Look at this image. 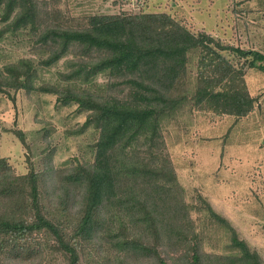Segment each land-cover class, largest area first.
Segmentation results:
<instances>
[{
  "label": "rangeland",
  "instance_id": "1",
  "mask_svg": "<svg viewBox=\"0 0 264 264\" xmlns=\"http://www.w3.org/2000/svg\"><path fill=\"white\" fill-rule=\"evenodd\" d=\"M35 1L42 10L44 26L84 29L95 15L164 14L195 35L206 33L223 45L264 53V0ZM2 7L0 70L29 59L37 66V73L30 83L33 91L0 92V213L34 221L28 185L15 180L34 170L39 174L44 214L69 239L78 226L79 212L72 201L69 207L66 196H59L65 194L63 187L68 186L72 172L94 163L99 130L91 112L77 103L63 105L61 94L48 91L57 88L62 94L68 90L98 98H122L124 93L122 88L114 87L107 73L88 82L65 81V76L85 59L77 49L52 67L39 65L50 52L45 47L38 50L36 35L30 29L2 34ZM220 53L242 72L248 93L256 102L254 110L243 118L218 114L206 102L197 104L194 93L202 54L201 50L190 54L188 74L182 83L187 92L180 91L185 100L159 120L162 156L168 157L176 175L174 184L168 187L170 192L163 190L162 198L172 195L185 209L179 214L190 239L186 244L172 237L148 240L149 247L168 264H195L191 259L194 252L200 256L198 264L237 263L241 253L232 246V232L211 215L206 209L208 204L264 264V72L248 68L235 53ZM19 131L25 143L17 137ZM49 168L56 171L54 181L46 175ZM8 238H0V264H68L47 231L28 234L10 245ZM78 241L79 264H120L117 251L104 238ZM125 257L130 264H159L156 255H136L131 262L129 255Z\"/></svg>",
  "mask_w": 264,
  "mask_h": 264
},
{
  "label": "trees",
  "instance_id": "2",
  "mask_svg": "<svg viewBox=\"0 0 264 264\" xmlns=\"http://www.w3.org/2000/svg\"><path fill=\"white\" fill-rule=\"evenodd\" d=\"M0 5L1 22L5 25L2 34L14 35L30 29L36 35L38 50L45 47L50 52L39 65L52 67L77 49L85 59L65 76V81L88 82L107 73L114 80V87L122 88L124 93L122 98H98L68 90L62 94L57 88H50L49 93L61 94L59 101L63 105L77 103L91 112L99 130L94 163L72 172L68 186L63 187L65 194L59 196H66L69 207L75 204L79 212L78 226L69 238L73 243L44 214L39 174L34 170L15 179L28 185L27 198L34 209V221L0 213V238L9 236L10 245L28 234L47 231L66 255L68 264H79L78 240L91 242L101 237L117 251L120 264H130L125 262L127 255L130 262L136 255H156L159 264H168L149 247L148 240L172 237L186 244L190 239L180 220L179 213L185 209L172 195L162 198L163 190L170 192L168 187L174 184L176 175L168 157L162 156L160 117L185 100L180 91L187 92L182 83L188 74L190 54L196 50L202 54V70L194 93L196 103L206 102L218 114L246 117L254 110L256 100L249 95L242 72L233 68L220 52L235 53L247 62L248 68L260 72H264V53L223 45L206 33L195 35L164 14L95 15L87 28L64 29L44 26L42 10L35 0H0ZM36 68L29 59L6 66L0 70V92L33 91L30 83ZM219 86L223 87L216 90ZM16 135L26 142L22 132ZM46 173L49 181L56 179L53 168ZM206 209L231 230L232 246L241 253L235 264H263L224 218L217 216L209 204ZM191 259L195 264L201 262L197 252Z\"/></svg>",
  "mask_w": 264,
  "mask_h": 264
}]
</instances>
